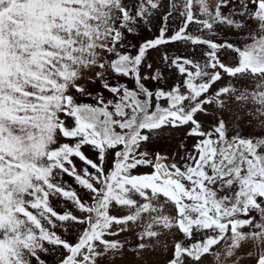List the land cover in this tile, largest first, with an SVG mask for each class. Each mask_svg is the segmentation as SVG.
I'll use <instances>...</instances> for the list:
<instances>
[{
    "label": "snow or ice",
    "instance_id": "snow-or-ice-1",
    "mask_svg": "<svg viewBox=\"0 0 264 264\" xmlns=\"http://www.w3.org/2000/svg\"><path fill=\"white\" fill-rule=\"evenodd\" d=\"M0 264H264V0H0Z\"/></svg>",
    "mask_w": 264,
    "mask_h": 264
},
{
    "label": "rangeland",
    "instance_id": "rangeland-1",
    "mask_svg": "<svg viewBox=\"0 0 264 264\" xmlns=\"http://www.w3.org/2000/svg\"><path fill=\"white\" fill-rule=\"evenodd\" d=\"M180 21L176 20L171 24V27L174 29L179 25ZM155 31V30H153ZM153 38V33H148V32H144L141 34V36L139 37V42H142L145 39H151ZM232 38V37H230ZM170 48L174 49L178 54L182 53L184 55H191V50H190V46H183L179 43L177 44H173L171 46H169ZM134 51V50H133ZM196 55L197 57H199L200 59H203V57L200 55V49L198 48L196 51ZM142 171H146V169H143Z\"/></svg>",
    "mask_w": 264,
    "mask_h": 264
}]
</instances>
